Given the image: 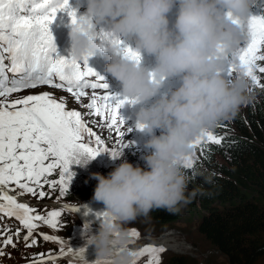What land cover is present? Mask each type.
<instances>
[{"label": "clouds", "instance_id": "9594fccd", "mask_svg": "<svg viewBox=\"0 0 264 264\" xmlns=\"http://www.w3.org/2000/svg\"><path fill=\"white\" fill-rule=\"evenodd\" d=\"M258 0H84L86 11L69 31L71 57L83 64L97 50L108 54L105 71L121 85L123 96L140 102L136 125L147 135L145 167L121 162L97 180L92 199L102 202L106 215L99 230L87 235L97 257L111 264H132L134 248L127 225L155 209L179 211L194 192L182 161L191 157L206 130L233 119L252 100L251 81L237 64L229 79L225 68L247 41L245 21ZM175 8V19L169 13ZM105 24L134 50L154 57L150 69L102 42L94 25ZM179 77L178 87L162 91L166 80ZM151 104L144 102L157 97ZM159 129L160 134H156ZM94 158L81 156L87 166Z\"/></svg>", "mask_w": 264, "mask_h": 264}, {"label": "snow or ice", "instance_id": "6c2138e0", "mask_svg": "<svg viewBox=\"0 0 264 264\" xmlns=\"http://www.w3.org/2000/svg\"><path fill=\"white\" fill-rule=\"evenodd\" d=\"M59 11H66L71 23H76L77 14L69 0H0V214L19 220L27 229V235L23 237L25 241L32 237L37 221L57 227L61 212L50 211L47 217L40 215L27 203H18L14 196L3 192L5 186L14 183L24 192L43 198L45 192L37 193L33 185L42 187V181L49 183L47 177L59 169L61 191H66L74 176L70 166L79 163L81 156L95 158L101 152H110L115 158L130 143L123 142L125 133L121 131V125L124 119L119 110L125 103L133 104L135 101L125 96L119 98L108 91V84L88 66L87 60L81 64L71 56L56 53L50 25ZM245 23L248 39L229 60L225 75L231 79L238 64L244 68L254 86L261 85L256 72L264 74V66L257 63L264 61V12H253ZM98 37L140 62L141 54L114 34L101 30ZM39 85L65 89L77 103L89 95L86 89H92L90 102L84 107L90 110L88 115L98 118V126L114 130L119 147L105 148L101 135L94 132L85 116L80 111L66 109L64 98L57 99L49 92H43L9 99L13 93ZM97 89L105 90L104 94L98 95ZM100 118L104 125H100ZM130 131L132 129L127 128V133ZM222 139L206 130L194 141V147L205 141L219 144ZM182 163L185 168L193 167L191 158ZM51 183L56 185L55 181ZM104 215L106 212L97 213L98 217ZM130 234L139 235L135 229ZM16 235L19 237V229ZM42 235L45 241L59 239ZM4 243L14 246L12 236L8 235ZM35 244L33 239L27 246ZM163 251V247L145 245L134 251L132 264L145 254L149 255L147 264H158V253ZM84 253L85 249L80 248L74 254L83 264H88ZM94 264H111V260L99 258Z\"/></svg>", "mask_w": 264, "mask_h": 264}, {"label": "rangeland", "instance_id": "374dc122", "mask_svg": "<svg viewBox=\"0 0 264 264\" xmlns=\"http://www.w3.org/2000/svg\"><path fill=\"white\" fill-rule=\"evenodd\" d=\"M72 1L77 6H85L84 0ZM169 17L170 20H174L172 19L171 12L169 13ZM95 30L99 33L101 30L109 31L110 29L108 25L101 24L95 25ZM245 43L246 41L241 45V47H243ZM257 63L260 66H264V61H258ZM256 74L259 77L261 83H264V74L259 73L258 70ZM234 75L235 72H233L231 77H233ZM180 82L181 81L179 77L168 78L162 91L166 90L169 87H178ZM259 86L260 85L254 86L251 81L252 96H254L255 89ZM85 91L88 92L89 95L82 98L79 103L74 102V98L67 91L54 88L50 89L46 87L23 91L17 96H12L11 99L24 97L27 95H37L43 92H49L53 97L57 99L64 98L66 100V109L80 111L85 116V119L88 121L89 126L93 128L94 132L101 135L102 139L104 140L103 146L105 148H118V137L115 135L114 130L108 129L106 126H98V118L94 115H88L90 110L85 108L84 105L90 102V94L92 93V91ZM111 93L117 95L119 98H123V94L121 91H115ZM97 94L103 95L104 92H97ZM155 98H158V96L153 97L151 100L144 103L151 104V101L155 100ZM139 107L140 102H137L136 104L125 103L119 110L121 117L124 119V124L121 125V131L125 133L123 142L127 144L130 141L128 146L121 151V153L123 152L122 159H127L134 165L144 162L142 156L145 155L148 151H151V149L145 148L144 145V141L148 138L147 135L136 127L135 114L138 111ZM245 107L246 106H243L241 107V109ZM100 125H104V121L102 118H100ZM127 128H131L132 131L127 133ZM160 131L161 130L157 129L156 134L159 135ZM208 131H211L212 133L214 132L213 128L208 129ZM190 158L191 161L194 162L196 158L195 147ZM120 162L121 158H113L110 152H101L94 159H92L90 163L87 164V166H81L79 163H73L70 166V170L74 172V176L72 177L71 182L68 183L67 190L63 192L61 191L62 186L59 183L60 170L56 169L47 177L49 183H43L42 181V187H36L33 185L37 193L39 191L45 192V196L43 198L34 196L31 193L24 192L14 183L9 184L10 189L19 194L20 199H23L22 203H27L30 207L35 208L37 213H39L40 215L47 217V214L50 211L57 210L61 212V215L57 218L58 225L55 228L51 227L48 224H45L43 221L35 222L37 224V227L33 229V231L38 233V235H36V244L27 249L26 242H15L14 244L19 247L20 252L18 253L17 251H12L10 253V248L5 249V258L7 262L11 264H54L57 263L55 262L57 261L56 259L46 260V263H40L37 261L47 258L48 256L57 258L59 256V252H61V249H63V253H66L70 252L69 250L75 252L80 248H84L89 251L86 255H84V259L88 262V264H94V262L100 257H97L96 251H94L95 247L93 245L87 244L86 237L87 235L95 233L99 230L101 217H98L97 213L104 212L105 206L102 202H98L92 199L93 194H90V190L83 185V183L81 182V176L83 174H89L93 176L92 174L97 172L103 175H107ZM52 181L56 182L55 186L52 185ZM68 195H71L72 199L67 200L65 196ZM58 204H71L86 208L87 210H81L86 214L76 212L72 210L68 205L66 206V208L57 209ZM88 209L90 210L88 211ZM179 210V219L171 224L162 225L161 223L154 221L149 213L147 216L138 217L134 222L127 225L130 233L132 229L137 230V232L139 233L138 236L131 235L133 248L141 249L145 245L149 244L148 242L150 241V239H153V241L164 239L163 242H165V244L160 242L161 246H168L169 250L163 248V253H158V264H166V261L171 256V254L187 255L189 258L187 264H227L225 255L212 248L210 244L198 232H196L194 222L196 221L195 219L199 217L201 211H199L198 209L189 211V209L184 205H180ZM4 220H6V217L4 218ZM3 229L5 231H1L0 233L2 234H0V236H3L5 238L14 232H17V229L22 232V237L25 236L23 232H27V229H25L19 221H8L5 223ZM170 229H174V232L166 233ZM6 233L7 235H5ZM42 234L55 236L59 239L56 241H45ZM159 235L160 237L155 239V236ZM34 236L35 235H33V237ZM31 240H33V238ZM29 243H31V241ZM88 247L93 248L87 249ZM21 252H25L23 253L25 254L23 258H21ZM38 256H40V258ZM104 258L110 259L108 257ZM148 260L149 255L145 254L144 256H140L136 259V264H147ZM58 263L83 264V261L75 255L72 257H66L61 261H58ZM256 264H264V257L260 258L256 262Z\"/></svg>", "mask_w": 264, "mask_h": 264}, {"label": "trees", "instance_id": "16d2710c", "mask_svg": "<svg viewBox=\"0 0 264 264\" xmlns=\"http://www.w3.org/2000/svg\"><path fill=\"white\" fill-rule=\"evenodd\" d=\"M252 10L264 12V0ZM213 131L223 138L221 143L196 145L193 167H183L190 178L187 192L195 195L182 205L201 211L194 222L196 232L225 255L227 264H256L264 257V83L245 108ZM81 182L94 193L93 176L83 174ZM150 216L162 225L171 224L179 219L180 210L155 209ZM188 259L171 254L166 264H187Z\"/></svg>", "mask_w": 264, "mask_h": 264}, {"label": "bare ground", "instance_id": "6f19581e", "mask_svg": "<svg viewBox=\"0 0 264 264\" xmlns=\"http://www.w3.org/2000/svg\"><path fill=\"white\" fill-rule=\"evenodd\" d=\"M40 88H43V87H40ZM46 88H50V87H46ZM39 89V88H38ZM51 89V88H50ZM156 99V98H155ZM152 102V101H151ZM3 192H5V193H7L8 195H12V196H14L15 198H16V200H17V202L18 203H22V201H23V199H20L19 198V194H17L16 192H14V191H12L11 189H10V186L8 185V186H5L4 188H3ZM24 203V202H23ZM59 205V204H58ZM64 207H66L67 205H63ZM163 240L164 239H160V240H158L157 241V244H156V242H155V240L153 241V239H150V241L148 242L149 244L148 245H154V246H157V247H162L161 246V243L160 242H162L163 244H165V242H163ZM162 244V245H163ZM141 245V244H140ZM165 246V245H164ZM135 247V246H134ZM91 248H93V247H88L87 249H91ZM135 250V249H134ZM76 251H78V250H76ZM75 251V252H76ZM92 251V250H91ZM95 251V250H94ZM75 252H66V253H59V255H65V256H67V257H72V256H75ZM89 251L88 250H86L85 249V253H84V255H86L87 253H88ZM55 256H58V255H55ZM77 256V255H76ZM49 258V257H48Z\"/></svg>", "mask_w": 264, "mask_h": 264}]
</instances>
